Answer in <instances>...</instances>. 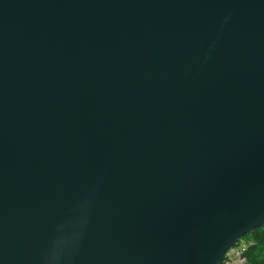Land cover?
Returning a JSON list of instances; mask_svg holds the SVG:
<instances>
[{
	"label": "water",
	"instance_id": "obj_1",
	"mask_svg": "<svg viewBox=\"0 0 264 264\" xmlns=\"http://www.w3.org/2000/svg\"><path fill=\"white\" fill-rule=\"evenodd\" d=\"M264 225V0H0V264H221Z\"/></svg>",
	"mask_w": 264,
	"mask_h": 264
},
{
	"label": "trees",
	"instance_id": "obj_2",
	"mask_svg": "<svg viewBox=\"0 0 264 264\" xmlns=\"http://www.w3.org/2000/svg\"><path fill=\"white\" fill-rule=\"evenodd\" d=\"M242 239L252 242L245 254L248 264H264V225L244 235Z\"/></svg>",
	"mask_w": 264,
	"mask_h": 264
},
{
	"label": "built area",
	"instance_id": "obj_3",
	"mask_svg": "<svg viewBox=\"0 0 264 264\" xmlns=\"http://www.w3.org/2000/svg\"><path fill=\"white\" fill-rule=\"evenodd\" d=\"M251 244V241L240 239L236 246L226 251L225 258L221 264H248L245 254Z\"/></svg>",
	"mask_w": 264,
	"mask_h": 264
},
{
	"label": "rangeland",
	"instance_id": "obj_4",
	"mask_svg": "<svg viewBox=\"0 0 264 264\" xmlns=\"http://www.w3.org/2000/svg\"><path fill=\"white\" fill-rule=\"evenodd\" d=\"M241 240H243V239L241 238Z\"/></svg>",
	"mask_w": 264,
	"mask_h": 264
}]
</instances>
